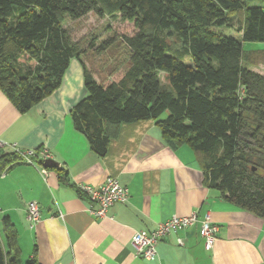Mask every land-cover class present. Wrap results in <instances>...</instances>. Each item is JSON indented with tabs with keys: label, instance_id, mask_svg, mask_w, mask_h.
Returning a JSON list of instances; mask_svg holds the SVG:
<instances>
[{
	"label": "trees",
	"instance_id": "1",
	"mask_svg": "<svg viewBox=\"0 0 264 264\" xmlns=\"http://www.w3.org/2000/svg\"><path fill=\"white\" fill-rule=\"evenodd\" d=\"M255 2L262 0H0V89L24 114L60 87L76 59L86 95L69 117L93 151L104 156L121 125L153 121L170 149L199 155L209 188L264 220V75L251 69L264 64V50L243 47L264 44V8ZM89 13L134 25L133 35H114L94 50L122 51L128 66L117 82L100 84L87 70L83 56L95 38L73 41L64 28ZM21 161L0 154V173ZM53 171L68 185L63 169ZM2 236L0 264H22L8 218Z\"/></svg>",
	"mask_w": 264,
	"mask_h": 264
},
{
	"label": "crops",
	"instance_id": "2",
	"mask_svg": "<svg viewBox=\"0 0 264 264\" xmlns=\"http://www.w3.org/2000/svg\"><path fill=\"white\" fill-rule=\"evenodd\" d=\"M85 95L76 59L60 87L24 114L0 89V141L5 144L0 154H12L14 148L45 151L68 179L62 184L55 168L43 167L47 159L42 157L0 173V238L4 242L2 220L8 218L18 233L22 264L31 258L39 264H264V220L209 188L199 155L187 146L170 149L153 121L123 124L104 156L93 151L69 117ZM108 177L128 190V199L97 218L87 211L91 204L77 186L99 187ZM29 202L40 211L33 225L26 219ZM193 213L197 223L161 240L152 260L134 255V232ZM205 215L219 229L211 252L203 249L200 231Z\"/></svg>",
	"mask_w": 264,
	"mask_h": 264
},
{
	"label": "built area",
	"instance_id": "3",
	"mask_svg": "<svg viewBox=\"0 0 264 264\" xmlns=\"http://www.w3.org/2000/svg\"><path fill=\"white\" fill-rule=\"evenodd\" d=\"M5 144L0 141V150L3 149ZM13 153L22 157L25 163L33 164L35 151L22 152L16 148L13 149ZM48 159L49 155L45 151H41L38 158ZM41 159V158H40ZM46 176L45 172H43ZM78 193L87 198L91 204V207L87 209L89 214L97 218H104L107 210L114 204H124L128 199V190L119 185V183L108 177L102 185L99 187H92L87 184H78ZM96 206V208H92ZM26 219L33 225L40 220V211L36 202H29L26 205ZM197 223L196 214H191L187 217L172 216L165 222L158 224V226L152 230H139L134 232L130 245L134 251V255L145 260H152L156 255V246L165 237L172 233H176L187 228L194 226ZM201 224V237L203 240V249L206 252H211L214 248L218 226L215 225L209 215H205L200 222ZM179 245L182 242L179 241Z\"/></svg>",
	"mask_w": 264,
	"mask_h": 264
},
{
	"label": "rangeland",
	"instance_id": "4",
	"mask_svg": "<svg viewBox=\"0 0 264 264\" xmlns=\"http://www.w3.org/2000/svg\"><path fill=\"white\" fill-rule=\"evenodd\" d=\"M258 5L264 8V0L252 4V6ZM64 28L68 31L73 41H79L85 38L87 39L88 45V42L92 41V37L95 38L94 48L83 56V61L86 64L87 70L97 82L107 85L110 82H117L122 77L128 65L124 62V56L121 50L109 49L107 52L100 55H96L94 50L105 40L114 35H133L136 32L133 23L120 19L110 20L109 18H100L94 13H89L79 20L71 21L68 19L64 23ZM218 31L226 36H232L237 40L240 39L231 29L220 28ZM243 47L244 50H264V44L247 43L244 44ZM251 69L252 71L264 75V64L262 63ZM159 77L161 85L167 87L166 75L159 73Z\"/></svg>",
	"mask_w": 264,
	"mask_h": 264
},
{
	"label": "water",
	"instance_id": "5",
	"mask_svg": "<svg viewBox=\"0 0 264 264\" xmlns=\"http://www.w3.org/2000/svg\"><path fill=\"white\" fill-rule=\"evenodd\" d=\"M43 167L56 169V168H58V164L56 162H54L53 160L47 159L46 161H44Z\"/></svg>",
	"mask_w": 264,
	"mask_h": 264
}]
</instances>
